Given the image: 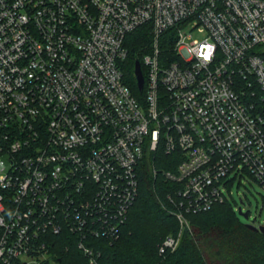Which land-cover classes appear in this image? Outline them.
Returning <instances> with one entry per match:
<instances>
[{"label":"built area","instance_id":"obj_1","mask_svg":"<svg viewBox=\"0 0 264 264\" xmlns=\"http://www.w3.org/2000/svg\"><path fill=\"white\" fill-rule=\"evenodd\" d=\"M145 25L139 98L122 65ZM160 151L181 224L161 254L232 173L264 188V0H0V264H60L65 230L97 264L91 239L119 237Z\"/></svg>","mask_w":264,"mask_h":264},{"label":"trees","instance_id":"obj_2","mask_svg":"<svg viewBox=\"0 0 264 264\" xmlns=\"http://www.w3.org/2000/svg\"><path fill=\"white\" fill-rule=\"evenodd\" d=\"M170 32L173 40L174 31ZM152 39V30L147 25L127 37L129 55L122 67L126 82L139 98L145 90L138 87L135 63L137 60L143 63ZM142 70L145 74L144 65ZM169 158L170 155L160 151L158 160L155 156L145 159L139 195L121 226L119 237L91 239L96 252H100L97 264H264V234L242 222L229 199L210 210L187 214L191 226L184 229L177 249L166 254L159 252L164 239L181 229L168 197L173 184L152 172L153 163L160 171L169 168L163 163ZM77 237L69 230L52 236L55 244L50 246L51 252L60 264H90L89 257L78 246Z\"/></svg>","mask_w":264,"mask_h":264},{"label":"rangeland","instance_id":"obj_3","mask_svg":"<svg viewBox=\"0 0 264 264\" xmlns=\"http://www.w3.org/2000/svg\"><path fill=\"white\" fill-rule=\"evenodd\" d=\"M194 25L196 24H190L183 29L185 34L190 33L192 35L191 39L199 38L202 35L197 28L194 29ZM3 160L9 165L8 157H3ZM3 172H0V174H3ZM226 181L230 184L232 194L228 191L227 187H225V193L228 195V199L232 203V208L239 219L244 223H253L257 226L264 225L263 186L248 173L237 176L236 172H234ZM240 207L243 208V211H249V218L240 215ZM190 226L191 223H189L188 227L190 228Z\"/></svg>","mask_w":264,"mask_h":264},{"label":"water","instance_id":"obj_4","mask_svg":"<svg viewBox=\"0 0 264 264\" xmlns=\"http://www.w3.org/2000/svg\"><path fill=\"white\" fill-rule=\"evenodd\" d=\"M135 75L137 78L139 89L143 90L144 85H145V78L143 75L142 65H141V62L139 60H137L135 63ZM239 213H240V215H243L245 218H249V216H250L249 211H243L242 207L239 208ZM246 225L250 228L261 231L264 234V225L257 226L253 223H246Z\"/></svg>","mask_w":264,"mask_h":264}]
</instances>
